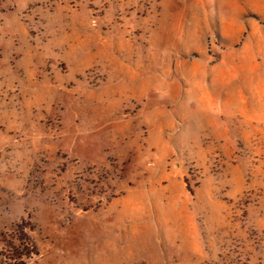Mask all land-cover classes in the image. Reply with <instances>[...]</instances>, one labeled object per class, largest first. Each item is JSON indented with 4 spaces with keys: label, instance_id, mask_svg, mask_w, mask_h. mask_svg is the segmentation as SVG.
<instances>
[{
    "label": "rangeland",
    "instance_id": "374dc122",
    "mask_svg": "<svg viewBox=\"0 0 264 264\" xmlns=\"http://www.w3.org/2000/svg\"><path fill=\"white\" fill-rule=\"evenodd\" d=\"M0 264H264V0H0Z\"/></svg>",
    "mask_w": 264,
    "mask_h": 264
}]
</instances>
